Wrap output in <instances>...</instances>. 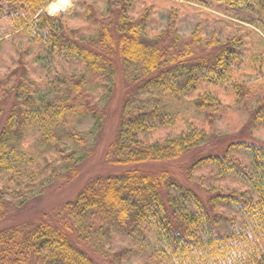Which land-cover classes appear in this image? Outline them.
Wrapping results in <instances>:
<instances>
[{"label":"trees","instance_id":"obj_1","mask_svg":"<svg viewBox=\"0 0 264 264\" xmlns=\"http://www.w3.org/2000/svg\"><path fill=\"white\" fill-rule=\"evenodd\" d=\"M77 3L69 17L57 0H0V54L8 56L0 71V221L42 193L51 165L74 156V118L91 119L79 100L95 86L111 89L116 59L144 98L124 103L110 163L177 161L248 119L264 130V0H174L249 13L263 36L243 26L210 41L197 33L180 40L176 13L170 28L154 32L152 6L136 12V0ZM43 55L50 68L42 70ZM73 66L77 75L63 73ZM240 66L257 69V85L245 83ZM48 90L53 96L42 98ZM61 168L77 176L76 165ZM200 172L204 196L168 172L95 177L38 222L0 230V264H264V147L232 142L192 161L186 175Z\"/></svg>","mask_w":264,"mask_h":264},{"label":"rangeland","instance_id":"obj_2","mask_svg":"<svg viewBox=\"0 0 264 264\" xmlns=\"http://www.w3.org/2000/svg\"><path fill=\"white\" fill-rule=\"evenodd\" d=\"M58 2L60 0H57ZM136 12L143 6H152L154 12L153 31L158 33L170 25L171 13H176L175 21L172 23L175 33L180 40H189L193 33H197L201 38L210 41L215 37L232 38L239 35L243 26L252 29L255 33L263 37L248 22L255 23V17L249 13L230 11L228 15L216 13L202 6L189 4L186 6L176 5L174 0H136ZM77 0H72L70 5L65 8V15L73 17L74 10L79 9ZM78 26V24H75ZM168 25V26H167ZM170 28V27H169ZM241 30V31H240ZM173 38V37H172ZM252 47L258 55L263 52L262 47L255 37L252 38ZM3 53L9 51V47H5ZM197 55H203L205 52L212 51L211 48L204 49L203 54L198 50ZM205 56V55H203ZM0 71L3 70V61L8 58L7 55L0 54ZM10 64L12 61H9ZM116 71L114 84L109 89L108 86H95L96 89H87L84 98L79 100L82 103L83 111L87 110L91 119L75 116L70 132L76 141L73 147V153L68 160L60 162V165L53 164L50 166V179L44 185L42 193L35 197L29 198L23 203L21 208L10 206L9 215L0 221V230L7 227L21 225L29 222H38L44 214H50L55 208L73 201L81 189L98 176L121 174L127 170H138L139 172H168L179 182L188 185L196 192L204 196V186L207 182H198L197 179L205 172L194 173L192 179L187 178V167L195 159L207 155L209 153L221 154L223 149L230 143L236 141H251L258 146L264 147V130L259 129L253 131L249 126V119L239 123V127L235 123L223 126L221 130L215 131V134L203 146L195 152L187 155L177 161L169 163H145L132 166H118L110 163L106 158L109 146L116 138L119 121L124 103L128 99L135 96L137 85L127 80L123 69L120 66L119 59H116ZM42 70L50 68L47 59L40 57L39 65ZM257 69L240 66L238 68L239 75L247 84H256L259 82L257 78ZM80 71L79 67L67 68L63 73L68 75H77ZM54 79L52 78V81ZM57 83V80H54ZM108 80H106L107 82ZM91 82H89V85ZM58 86L60 84L57 83ZM88 85V86H89ZM107 85V83H106ZM54 91L42 92V98L49 99L53 96ZM144 98L142 94H138L136 99L138 105L140 99ZM80 99V98H79ZM82 111V112H83ZM69 153V152H68ZM68 155V154H67ZM82 159L78 162V157ZM64 165H76L78 170L77 176L70 179V172L65 169ZM201 184V185H200ZM203 187L201 188V186ZM223 186H229L223 184ZM118 245V244H117ZM115 248V246H114ZM91 249L88 253L93 256L96 261L103 259Z\"/></svg>","mask_w":264,"mask_h":264},{"label":"bare ground","instance_id":"obj_3","mask_svg":"<svg viewBox=\"0 0 264 264\" xmlns=\"http://www.w3.org/2000/svg\"><path fill=\"white\" fill-rule=\"evenodd\" d=\"M72 2V0H60L58 2L59 6L62 7V8H66L70 5V3Z\"/></svg>","mask_w":264,"mask_h":264}]
</instances>
